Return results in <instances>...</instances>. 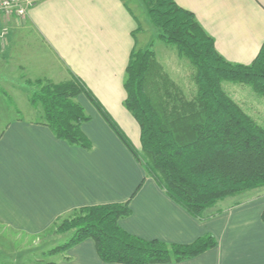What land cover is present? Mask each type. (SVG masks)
Returning <instances> with one entry per match:
<instances>
[{
    "label": "crops",
    "instance_id": "crops-1",
    "mask_svg": "<svg viewBox=\"0 0 264 264\" xmlns=\"http://www.w3.org/2000/svg\"><path fill=\"white\" fill-rule=\"evenodd\" d=\"M175 2L193 12L228 61L250 62L264 42V0ZM138 20L126 0H33L24 17L1 19L0 224L34 235L71 209L128 201L130 213L119 224L134 235L187 243L211 234L216 241L191 257L147 264H264V185L228 195L194 216L146 174L103 116L102 110L140 150L139 126L123 106ZM71 74L97 102L77 96L89 115L81 124L89 148L57 138L47 124L19 115L22 109L5 101L27 78L65 80ZM49 260L125 264L102 260L91 238Z\"/></svg>",
    "mask_w": 264,
    "mask_h": 264
},
{
    "label": "trees",
    "instance_id": "trees-1",
    "mask_svg": "<svg viewBox=\"0 0 264 264\" xmlns=\"http://www.w3.org/2000/svg\"><path fill=\"white\" fill-rule=\"evenodd\" d=\"M140 1L157 29V38L173 45L193 68L194 93L190 97L181 93L153 49L136 47L138 20L124 71L123 106L139 126L140 150H135L102 113L146 174L192 215L202 217L206 208L224 197L264 185V125L222 86L223 81L245 83L264 96V42L250 62H231L216 50L212 36L192 11L175 0ZM40 81L36 82L40 90L30 98L40 107L38 120L57 138L89 148L91 143L81 129L89 115L77 96L84 93L95 105L97 102L83 81L74 74L57 83ZM68 212L49 226L71 231L67 239L46 251L49 255L91 238L104 261L147 264L179 261L216 243L211 234L187 243L134 235L119 224V219L130 213L128 201L77 207ZM261 220L264 222V208ZM43 264L57 263L48 260Z\"/></svg>",
    "mask_w": 264,
    "mask_h": 264
},
{
    "label": "rangeland",
    "instance_id": "rangeland-1",
    "mask_svg": "<svg viewBox=\"0 0 264 264\" xmlns=\"http://www.w3.org/2000/svg\"><path fill=\"white\" fill-rule=\"evenodd\" d=\"M126 1L139 18V28L135 31L136 47L141 49L150 47L153 49L157 61L181 93L186 97L192 96L195 90L192 80L193 68L188 60L181 56L173 45L157 38V29L149 21L140 0ZM37 80H41V83H44L42 80L54 83L62 81L61 79L52 80L44 77L27 78L23 81V87L17 88L16 94L10 96V98L5 95L7 103L14 102L22 109L18 111L21 116L33 119L39 118L40 107L36 102H31L30 99L32 93L40 90L39 84L36 83ZM9 83L5 82V87L6 89L9 88L10 91L13 89L10 88ZM222 86L258 123L264 124V96L255 92L250 85L245 83L223 81ZM173 91L171 92L173 93ZM176 91L178 90L174 92ZM65 214L68 215L69 212ZM70 232L69 230L61 232L54 225L41 233L28 235L0 224V264H43L50 257L46 251L67 239Z\"/></svg>",
    "mask_w": 264,
    "mask_h": 264
},
{
    "label": "built area",
    "instance_id": "built-area-1",
    "mask_svg": "<svg viewBox=\"0 0 264 264\" xmlns=\"http://www.w3.org/2000/svg\"><path fill=\"white\" fill-rule=\"evenodd\" d=\"M33 0H0V21L5 17L22 18ZM6 27L0 25V38L4 37Z\"/></svg>",
    "mask_w": 264,
    "mask_h": 264
}]
</instances>
